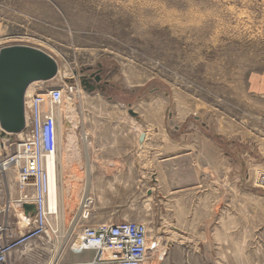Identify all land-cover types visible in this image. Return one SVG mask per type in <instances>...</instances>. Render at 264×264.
Segmentation results:
<instances>
[{"label": "rangeland", "instance_id": "1", "mask_svg": "<svg viewBox=\"0 0 264 264\" xmlns=\"http://www.w3.org/2000/svg\"><path fill=\"white\" fill-rule=\"evenodd\" d=\"M16 45L58 63L35 91H81L61 108L79 123L59 148L72 220L14 264L88 260L65 250L87 196L90 226L144 224L156 264H264V0H0V50ZM99 70L105 90L90 93L79 79ZM98 111L126 118L112 141L144 145V166L139 148L122 168L94 151L82 120Z\"/></svg>", "mask_w": 264, "mask_h": 264}, {"label": "built area", "instance_id": "2", "mask_svg": "<svg viewBox=\"0 0 264 264\" xmlns=\"http://www.w3.org/2000/svg\"><path fill=\"white\" fill-rule=\"evenodd\" d=\"M80 89L79 82H68L36 90L26 101L25 130L21 135H9L4 149L0 146L1 152L12 149L0 156V264H14L21 249L37 251L41 241L62 230L54 225L57 209L50 207L58 129L68 122L58 112L76 99ZM26 205H34L35 212H28ZM91 206L90 196L84 197L76 213L79 233L65 249L73 256L91 257L71 264H156L153 259L160 252V243L149 238L144 224L121 221L90 226Z\"/></svg>", "mask_w": 264, "mask_h": 264}, {"label": "water", "instance_id": "3", "mask_svg": "<svg viewBox=\"0 0 264 264\" xmlns=\"http://www.w3.org/2000/svg\"><path fill=\"white\" fill-rule=\"evenodd\" d=\"M101 72L99 70L91 75L96 85H90L89 80L81 75L79 80L82 87L90 93L96 90L104 91L105 86H101ZM58 74L57 61L39 48L16 45L0 50L1 138L20 134L25 130L26 94L29 87L36 82H52ZM70 125V122L66 123L67 128ZM25 208L28 212H35L34 205H26Z\"/></svg>", "mask_w": 264, "mask_h": 264}, {"label": "crops", "instance_id": "4", "mask_svg": "<svg viewBox=\"0 0 264 264\" xmlns=\"http://www.w3.org/2000/svg\"><path fill=\"white\" fill-rule=\"evenodd\" d=\"M98 104L106 107L105 104H102L100 102H98ZM86 120L88 121L87 123H85ZM82 121L85 124L84 127L86 128V130L88 129L89 131H94L98 134L97 136H95V141L97 143L95 144L94 151L100 154H106L102 155L101 158L109 166H111L112 168H122L124 167V165H126L127 161L133 164V156L124 158L118 156V153L133 154L134 152H137L138 148V153H141V163L142 166H144V156L146 153H148V151L145 150L146 147L144 145H142L141 147L137 146L135 150H133V146L128 147L113 143L112 141V131L117 130L119 127H125V124H123L126 123L125 117L119 119L115 114L98 111L95 114L89 115L88 118L83 119Z\"/></svg>", "mask_w": 264, "mask_h": 264}, {"label": "bare ground", "instance_id": "5", "mask_svg": "<svg viewBox=\"0 0 264 264\" xmlns=\"http://www.w3.org/2000/svg\"><path fill=\"white\" fill-rule=\"evenodd\" d=\"M40 82H36L34 84H32L28 91H27V94H26V101H29V97L32 96L35 92V87L37 84H39ZM81 91V90H80ZM63 110V109H62ZM65 112V111H64ZM74 112V111H73ZM59 116H63V113L61 111V109L59 110ZM73 113L70 112L69 110L67 111V116L66 118H68V121L71 123L70 127L67 128L65 125L61 124L59 126V129H58V137H59V148L60 146L62 145V142H63V130H67V134L69 136H73L74 135V131H75V128L76 126L79 124H75V122L73 123V118H76V117H72ZM76 114H74L75 116ZM77 120V119H76ZM78 121V120H77ZM79 122V121H78ZM65 132V131H64ZM65 134V133H64ZM21 135V133H20ZM68 136V137H69ZM75 137V136H74ZM3 140L1 141V145H3L4 147V143H6L8 137L6 138H2ZM69 139V138H68ZM70 140V139H69ZM68 140V141H69ZM85 140L87 141V138L85 137ZM68 143V142H67ZM70 143V142H69ZM6 146V144H5ZM63 146V145H62ZM73 146V145H72ZM69 148V146H68ZM75 148V147H74ZM61 150V148H60ZM71 150V149H70ZM89 152V151H88ZM61 153H59V150H58V156H57V166H56V180H55V189L53 190L52 192V196H51V201H50V207L52 209L56 208L57 209V217L54 218V225H60V227L62 228V232H65L64 230L67 228V225L69 223L71 219L70 215L71 213L73 212V210H75V206H76V203H77V197L75 196L77 194V191L71 187V184H65L63 181V175H64V167H62L61 169V166H62V158H61ZM69 154V153H68ZM73 155V154H72ZM67 158V156H66ZM75 213V212H74ZM76 219V218H75ZM71 222V221H70ZM74 222V221H73ZM72 222V223H73ZM71 228V225L70 227ZM67 234V233H66ZM69 235V234H67ZM66 235V236H67ZM61 236V235H60ZM59 236V237H60ZM63 236V235H62ZM64 236V237H66ZM68 237V236H67ZM66 237V238H67ZM60 241V240H59ZM62 241V240H61ZM66 241V240H65ZM64 241V242H65ZM66 244V243H65ZM64 247V244L63 246ZM162 247V246H161ZM163 248V247H162ZM47 249V248H46ZM26 252V251H25ZM28 253V252H27ZM61 253H62V250H61ZM29 254V253H28ZM56 254V253H55ZM59 254V253H58ZM57 254V255H58ZM56 259V258H55ZM54 259V261H55ZM57 262V261H56ZM55 263V262H54ZM48 264V263H47ZM53 264V263H52ZM56 264V263H55Z\"/></svg>", "mask_w": 264, "mask_h": 264}, {"label": "flooded vegetation", "instance_id": "6", "mask_svg": "<svg viewBox=\"0 0 264 264\" xmlns=\"http://www.w3.org/2000/svg\"><path fill=\"white\" fill-rule=\"evenodd\" d=\"M92 74H93V73H91V74H84L83 77H86V78L89 80L90 85H96L95 80H94L93 78H91V75H92ZM101 76H102V72H101ZM101 86H105V82H104V84H103V77H102V81H101Z\"/></svg>", "mask_w": 264, "mask_h": 264}]
</instances>
